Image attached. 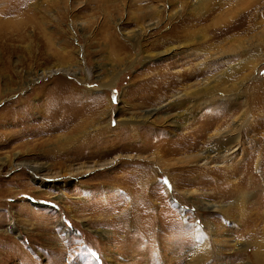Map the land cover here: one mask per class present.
I'll return each mask as SVG.
<instances>
[{"label":"rangeland","instance_id":"rangeland-1","mask_svg":"<svg viewBox=\"0 0 264 264\" xmlns=\"http://www.w3.org/2000/svg\"><path fill=\"white\" fill-rule=\"evenodd\" d=\"M166 4L165 18L180 6L172 23L194 20L191 41L175 54H156L164 46L152 43L171 25L165 18L137 43L126 38L122 29L135 25L120 0H0V264H186L196 226L206 231L203 219L225 224L230 239L245 243L239 258L227 246L224 261L253 264L254 252L264 255V0ZM234 21L242 26L237 32L213 37ZM183 24L173 29L182 34ZM230 36L243 41L237 49ZM205 64L209 71L199 74ZM160 67L194 77L187 73L169 92L160 90L149 82ZM221 74L216 101L166 106L171 91L183 94L189 83ZM94 105L112 127L99 144L75 157L38 150L68 136L62 123L77 127ZM191 105L193 116L178 117ZM153 111L157 124L141 120ZM166 114L177 126L164 122ZM232 127L239 138L230 150L211 151L206 163L184 160ZM28 161L59 174L71 165L112 162L57 188L17 166ZM165 179L171 190L158 183Z\"/></svg>","mask_w":264,"mask_h":264},{"label":"bare ground","instance_id":"bare-ground-1","mask_svg":"<svg viewBox=\"0 0 264 264\" xmlns=\"http://www.w3.org/2000/svg\"><path fill=\"white\" fill-rule=\"evenodd\" d=\"M142 1H143V4H141ZM171 1H172V5H173L174 0H169L166 2L170 3ZM129 2L131 4H135L136 8L131 9L130 5H128ZM166 2L164 0H120V3L122 4V6H124L126 9L125 10L126 13H127V10H129L131 12V14H132L131 17L133 19L132 23H134V25H135V26H133L132 29L123 28L122 34L126 38L137 43L138 39L147 35L151 29L159 27L160 24L162 23L163 19L165 18V16H163V13L166 11L165 9L168 6L166 4ZM179 5H180V3H179ZM169 7H171V5ZM178 10H180V6H179V9L173 8L172 10L167 12V15L165 18V19H167L166 25H170V23H171V25L167 29L160 31L159 37L152 42L155 45L160 44V46H164L163 49L155 52L156 54H160V53L175 54L177 52V47L184 45V44H188V42L191 41L192 36H193V33H192L193 31H191L190 27L192 26L191 22L194 20H192L193 18H191V17L190 18L187 17L188 19L185 21V24L182 23L183 20H181V21L178 20L176 23L175 22L172 23V21H173L174 17L176 16ZM238 22L234 21L227 29L214 32L213 37L217 38L218 36L225 34L231 30H235L237 32L239 30L238 28L242 27L241 24ZM114 24L117 27L120 26L119 29H121V25L123 24V20L122 19H119V21L116 20V22H114ZM182 24H183L182 29H181V31L183 30L182 34H180V31L177 32L175 29H173V28H178L179 25H182ZM237 37L238 36H235V37L230 36V39H229L230 41H232V43H234V45L236 46V49L240 46V43L243 42V41H241V38H237ZM225 39H223V40H225ZM246 41H248V39ZM186 55H188V54H186ZM231 58L232 59L237 58V55H235L234 57L231 56ZM252 66L254 67V64ZM206 67H207L206 64L201 66V68H200L201 71H199V69H198V72H200L199 74H204L205 72L209 71V67H207V69H206ZM50 71L51 70L46 71L45 74H49ZM176 72H180V74L179 73L173 74L171 72H168L166 68L160 67L157 70V73H155L150 78L149 82H154L156 84V87H159L160 90L163 89V90L169 92L172 88V84L175 85L177 80H179V82H180L179 78H182L183 75L187 74L188 70H186L185 72L183 70H181V71L176 70ZM188 75L194 77V75H192L191 73H188ZM198 75H196V76H198ZM226 75H228V73H226ZM193 77H191V78L193 79ZM185 80H188V79H185ZM225 80H226L225 77L223 76V74H221L220 76H217V77L212 78V79H211V76L210 77L208 76V77H204L198 81H194V82L186 85V88H185L186 91L183 94H178V93H174L171 91L169 94L170 95L169 98H171V100L167 101V103H165V104H166V106L170 107V109L171 108L173 109V107H176V106H178V107L184 106L185 107V104H188L193 100H196L195 101L196 105H194V107L197 106L198 104H200L201 100L207 101V98H211L210 100H208V102L212 103V102L217 100L216 97H212L214 95V93L217 92L216 90H221V89H218L216 87L217 83L221 82L223 85ZM224 90H226V89H224ZM229 90L230 91L233 90V85H231L229 87ZM155 92H154V94H155ZM221 95H223V94H221ZM157 98L158 97L156 96L155 99H157ZM97 107H99V105H94V107L92 106V108L90 109V112H87V114H84L86 116L82 117V119L79 121V124H77L78 125L77 127L72 126L67 121L63 122L62 126L65 127L66 129H68V136H65L63 139L62 138L58 139L59 141L55 144H51V143H49V140H47L48 142H45L44 145L40 146V149H38V150H40L45 156L52 154L53 156L61 155V156H67V157H72V156L75 157V155H77V152H79L82 148L92 147L93 144H99V141L102 139L104 134L111 131L112 127H111L110 119H108L107 122L104 119V114H106V113H104L105 109L102 108V109H98V110H93ZM188 107L189 108H184L185 109L184 113H182V114L178 113V117H184V120H187L188 118H190L189 116H193L192 110L194 107H192V105L188 106ZM83 113H86V112L84 111ZM156 114H157V112H155V111L149 112V113L147 112L142 117L143 119H141V120L144 122L153 123L155 125L158 122L156 120H154V118L152 119V117H154ZM81 115H82V113H81ZM163 117L165 118L164 122H167L168 125L177 126L176 117H172V116L169 117V115H167V114L163 115ZM132 118L133 117H131L129 119H132ZM125 121H128V120H125ZM129 121H131V120H129ZM89 125H91L90 126V132L84 131V128H86ZM178 126H179V124H178ZM236 127H237V125H236ZM133 129L135 131V127H133L132 130ZM74 131H76V132H74ZM234 132H235L234 127H232L230 130H227L224 134H221L218 137L219 132L216 131L214 133V136L218 137L219 139L217 138V140H215V142L212 143L208 149L201 148L198 151H195L191 154H187L186 156H184V160L187 159L186 161L188 162V161H195L197 159H203L202 163H204L206 161L205 159L208 158L209 156L218 155L220 153L219 149L223 148V150H225V151H227L228 149L230 150L231 146H234L232 144H234L239 138L238 137L239 134H233ZM229 133H232V134H229ZM82 137H83V140H80L79 143L76 142L78 138H82ZM91 137H92V139H91ZM93 138L97 139L98 142L94 143ZM133 140H135V139H133ZM128 142L130 143V141H128ZM235 144H237V143H235ZM70 148L72 150H68ZM211 151H216V153L211 155V154H209ZM231 151H233V149ZM231 151L228 153H225V154H221L220 156L221 157L227 156V155H229V153H231ZM38 153H40V152H38ZM100 153H101V151L99 152V154L96 153V155H101ZM156 154H159V152H156ZM119 155H121V154H119ZM155 157L157 158V155H155ZM110 162H112V161H106V162H100V163L93 162L91 164H83L82 163V164L77 165V166L71 165V166H68V168L65 169L64 172L61 174H59L58 172L51 173L50 171H47V167H42L40 164H38L36 162H31V161L23 162V163H17L18 164L17 166H24V167L28 168V170H30V172L33 174L34 177H36V179H38V178L41 179V183H45L44 180L46 179V180H48V183L51 184L52 187L58 188V187H63L66 185L65 183L67 180H65V178L68 177L71 179V178L76 177L78 175H85V174L94 172L97 169H102V168L108 166V164ZM45 170H46V172H43ZM147 170H148V167H147ZM145 171L146 170L143 169L142 173L144 175L148 173ZM145 176H147V175H145ZM145 176H143V177H145ZM62 178H64V179H62ZM59 181H63L64 184H62V186H58L57 184ZM144 183H145L144 180L141 182L139 181L140 186L143 185ZM193 193H194L193 190H190V191L188 190V191H186L185 194H186L187 198H189L191 200V198L194 199ZM58 200L61 201L60 199H58ZM203 207L208 208L211 206H208V204H206ZM212 209L226 212V210L224 209V205L223 206L214 205ZM183 220L186 222V216L183 217ZM246 223L247 222H243L241 224L246 225ZM203 225H204V227H206V231L203 230L200 225H197L195 228L194 236H195V239L197 242V246H195V248H193V251H192L190 257L188 258L186 264H204L206 261H208L211 258H214V262L212 264H223V263L232 264L233 259H231L229 262L224 261L226 252L230 251V250H228L227 246H230L229 249H232L233 251H239V252H234L233 255L235 258H239V257H241L242 254H244L245 249H246L244 247L245 243L243 245V244H241V243H239L233 239H230L231 234H229L230 231L228 230V228L226 227L225 224H221V225L214 224L213 225V223L209 219H203ZM222 230H224L223 234L225 233L224 234L225 236L223 238L219 239V237L217 235H219ZM143 231H149V230H143ZM207 232H209V236L212 237L211 241L214 243L216 249H215V247L212 248L213 246L211 247L210 240L206 235ZM139 233L141 234L142 231L140 230ZM213 243H211V244H213ZM253 257H254L253 264H264L263 253L257 254L256 252H254ZM177 260L178 259H176V262H177ZM167 261L169 262V260H167ZM235 262H233V264H236ZM169 263L170 264H176L172 260ZM112 264H115V263L112 262ZM245 264H249V263L246 262Z\"/></svg>","mask_w":264,"mask_h":264},{"label":"snow or ice","instance_id":"snow-or-ice-1","mask_svg":"<svg viewBox=\"0 0 264 264\" xmlns=\"http://www.w3.org/2000/svg\"><path fill=\"white\" fill-rule=\"evenodd\" d=\"M113 102H117L115 96L113 97ZM158 183H162L163 185L167 186L169 188V190H171V186H170L169 181L167 179H165L163 181H158ZM192 211H194V209ZM197 223H199V222H197Z\"/></svg>","mask_w":264,"mask_h":264}]
</instances>
